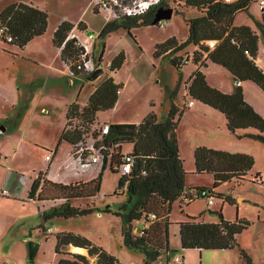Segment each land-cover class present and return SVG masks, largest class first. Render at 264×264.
<instances>
[{
	"label": "rangeland",
	"instance_id": "374dc122",
	"mask_svg": "<svg viewBox=\"0 0 264 264\" xmlns=\"http://www.w3.org/2000/svg\"><path fill=\"white\" fill-rule=\"evenodd\" d=\"M11 0H0V11L10 3ZM45 10L49 15L48 32L44 37L35 38L25 49L10 46L0 39L4 48H0V125L6 131L0 136V147L4 149H18L22 152L20 161L25 163L27 169L37 170L42 163L43 145H50L58 137L60 128L66 123L67 107L79 97V102L86 100L91 86L98 85L106 75L114 76L116 82L124 85L121 91V104L118 109L111 113H102V119H113V121L133 122L142 121L146 114L154 110L159 120H166L170 110L175 106L173 99L177 96L178 112V142L181 148V156L184 168L187 172L186 183L191 188L194 185H203L211 188L214 184L212 175L195 174L194 151L208 140H216V136L224 132L228 134L226 120L223 114L213 112L215 118L209 114L200 116L186 115L182 117L181 111L189 110L186 103L191 99L186 97L187 82L196 71L195 64L185 63L180 69L172 62H178L188 54L195 52L191 45L173 50L164 58L156 60L153 56L155 47L174 37L178 42H186L188 38V22L200 15L196 9L188 8L177 0H165L168 7L173 8L174 14L171 20L164 21L165 25H147L133 28L132 36L124 29L113 32L108 37L101 39L99 34L103 27L110 22L104 11H99L94 0H31ZM124 5H130L135 0H120ZM260 0H253L248 11L236 14L234 25L248 26L254 30L264 44V37L259 24L263 20L264 13L259 7ZM97 9L98 13H96ZM116 9L120 11L117 6ZM63 22L78 25L83 22L88 31L79 32L81 37L92 35L94 39L93 54L95 66L102 67L104 73L94 81L89 80V75L79 74L74 77L69 70L65 74L60 69L66 66L59 58L58 49L52 44V33L55 27ZM84 25V26H85ZM78 28V30L83 31ZM104 46L102 63L98 61ZM124 51L126 61L124 66L115 74L110 73L107 67L115 55ZM70 68V64L67 65ZM208 77L210 81L218 82L222 74L229 76L222 67L210 65ZM208 71L207 69H203ZM67 74V76H66ZM225 79V78H224ZM253 84V83H249ZM173 97V98H172ZM152 103L155 107L152 106ZM196 106L203 104L194 101ZM207 110H212L209 107ZM217 112V113H215ZM263 116V115H262ZM264 117V116H263ZM217 118H220V123ZM215 119V120H214ZM215 121V122H214ZM77 123L76 120L72 122ZM21 126L20 130L19 127ZM100 122L91 128L86 136L83 153H88L86 147L102 140V128ZM24 131V132H23ZM253 132V131H252ZM255 132H253L254 134ZM252 134V133H248ZM237 144L242 146L254 158L252 173L264 175V142L250 136L232 135ZM20 145L17 147V140ZM240 142V143H238ZM80 148L73 149L72 154ZM132 146H124L128 153ZM66 148L64 145L63 151ZM65 151L58 157L61 161ZM42 165V164H41ZM40 165V166H41ZM97 170H101V167ZM249 176L244 182L235 184L228 182L222 184L217 192L223 194L224 198L234 201L216 200L215 206H209L205 199H196L182 214L179 206L174 204L170 219L174 226L170 231V254L171 259L175 257H188L194 264H245L241 250L245 251L253 264H264V185L254 184ZM119 174H113L109 170L102 177L101 192L95 199L73 200L72 205L86 206L93 204L97 211L87 216H79L70 219L56 218L46 223L47 227L56 228V232L46 236L43 229L40 231L42 246L34 261L30 260L28 242L23 240L19 234L18 227L5 230L6 221L0 217V263L5 259L6 264H51L52 257L59 259L55 251L56 235L59 233H75L88 238L97 246L103 243L111 245V251L119 264H145V256L139 251L128 248L118 230L120 218L113 212L127 201V195L122 189H117ZM212 210L209 213L208 209ZM110 209L112 212H105ZM221 211L229 221L236 219L247 220L250 226L237 237V244L230 250H182L179 243V230L176 223L187 217L202 219H218L215 212ZM115 222V223H114ZM122 222V221H121ZM123 227V223H122ZM134 231V228H133ZM112 233L111 239H107L108 233ZM37 235V234H36ZM35 237V236H33ZM121 238V241L119 242ZM35 241V240H34ZM95 241V242H94ZM102 247V246H100ZM103 248V247H102ZM106 250V248H104ZM107 251V250H106ZM163 254L156 261L149 264H158L166 259ZM24 260V261H23Z\"/></svg>",
	"mask_w": 264,
	"mask_h": 264
},
{
	"label": "trees",
	"instance_id": "16d2710c",
	"mask_svg": "<svg viewBox=\"0 0 264 264\" xmlns=\"http://www.w3.org/2000/svg\"><path fill=\"white\" fill-rule=\"evenodd\" d=\"M184 6L196 9L200 15L188 22V38L186 42L179 43L174 37L166 42L156 45L153 54L159 59L173 50L182 49L189 45L196 47L192 62L205 66L201 59L206 54L210 62L222 66L233 76L235 81H251L264 92V71L257 65L259 54V35L248 26H235L236 14L248 11L253 0H235L226 3L224 0H177ZM159 7H168L165 0L153 7L144 15L121 17L108 22L99 34L104 39L113 32L124 29L130 36L131 30L140 26L151 25L155 12ZM98 13L97 9H95ZM49 15L47 12L24 3L13 0L0 12V26L6 28L7 35L13 41L8 45H15L20 49L35 38L44 36L48 28ZM158 25V24H157ZM82 23L78 28L81 29ZM264 37V17L259 24ZM74 25L69 22L61 23L54 31L53 46L60 50V59L76 76L75 71L80 61L81 50L75 44V39H69ZM208 41H216L213 49L207 45ZM5 42V41H4ZM6 43V42H5ZM104 46L98 61L102 63ZM125 52H119L110 62L108 70L115 74L125 64ZM173 63L179 68L185 59ZM90 76V75H89ZM124 85L117 83L114 76L108 74L96 89L91 93L87 102L81 105L77 97L67 108L66 124L61 133L59 144L69 143L73 149L85 144L86 136L91 128L98 124V115L114 109ZM187 95L221 112L226 118V125L230 133L255 129L258 134H246L264 142V117L249 104L241 85H237L232 93H225L211 86L205 74L200 70L192 74L187 82ZM178 108L173 106L166 120H159L157 113L151 110L138 124L117 123L105 124L108 133L101 134L99 146H104L103 164L98 176L88 182L71 184L53 183L45 180L42 174L32 183L29 195L31 199L49 202L48 209L41 211L43 224L41 228L45 233V224L56 218L70 219L87 216L97 211L96 206L72 205L73 200L95 199L101 192L104 171L109 168L114 174H119L120 168L126 163V156L132 161L131 171L121 175L117 189H122L127 195V201L113 212L123 223L122 237L125 245L145 256V264L156 261L163 254H171L169 246V217L174 203H179L181 210L196 199H205L202 192L206 191L215 200L228 201L217 189L224 183L244 182L250 175L254 158L246 153H231L206 146L197 147L194 152L195 174H209L214 178L211 188L186 187L187 172L184 161L180 156L176 119ZM182 115V112H180ZM76 120L77 123L72 122ZM130 144L132 150L123 152L124 146ZM88 153H83L85 158ZM261 174L254 175L250 181ZM105 212H112L105 209ZM154 214L155 218L151 219ZM217 223H208L196 217H187L181 222L180 239L182 249L199 250H229L237 244V237L245 231L250 223L247 220H227L221 211L215 212ZM144 221L149 224L141 234L133 232L135 221ZM69 245L88 250V256L69 253ZM55 251L61 257L58 264H119L118 259L97 246L88 238L70 232L56 235ZM245 264H253L245 251L241 250ZM169 259V257H168ZM183 264V263H182Z\"/></svg>",
	"mask_w": 264,
	"mask_h": 264
},
{
	"label": "crops",
	"instance_id": "0c3cea01",
	"mask_svg": "<svg viewBox=\"0 0 264 264\" xmlns=\"http://www.w3.org/2000/svg\"><path fill=\"white\" fill-rule=\"evenodd\" d=\"M12 1L13 0H11L10 3ZM21 1L43 10L39 5L34 3V1H31V0H21ZM43 11H45V10H43ZM262 13H264V10H262ZM261 22H263V20ZM80 23H82V26L85 25L83 22H80ZM48 24H49V21H48ZM78 25H76V26L74 25V28L71 31V34L74 33V34L81 36V34H83V33L79 34L78 31L79 32H87L88 31L86 25L84 26L83 31L78 30ZM235 26H239V25H235ZM56 28L57 27H55L53 29L52 37H53L54 31L56 30ZM81 30H82V28H81ZM47 32H48V28H47ZM47 32L45 33V35L47 34ZM44 36H41V37H44ZM41 37H38V38H41ZM52 37H51V40H52ZM82 38H85V37L82 36ZM179 43H182V42H179ZM2 44H4V43L0 41V48H4V46ZM258 45H259V54H258V57L256 59V63L264 71V44L260 43V39H259ZM10 46L17 47L15 45H10ZM191 46L193 49H196L195 46H193V45H191ZM17 48H19V47H17ZM21 50H23V49H21ZM58 52L60 54L59 49H58ZM191 54H193V53H191ZM59 58H60V56H59ZM161 58H164V57H161ZM156 60H158V59H156ZM110 62L111 61L108 62L107 67H109ZM201 62L203 64H206V65L201 66V64L199 63V64L195 65L196 69H200L202 72H203V69L208 70V71H204L203 73L205 74L206 79L211 86H213V87H215V88H217V89H219L225 93H232L235 90V87L237 85H241L243 88V91H244L246 101L249 104H251L259 114L264 116V92L255 83H253L251 81H245V82L235 81L233 76L229 73V71H227L222 66L216 65V64L210 62L209 60H207L206 54L201 59ZM191 63H193V62L191 61ZM63 64L66 66V69L64 70L63 68H61L60 72L65 74V71H67V69L69 70V68L65 63H63ZM184 64H183V66H184ZM210 65L222 67L224 70L227 71V73L230 75L231 78H229V76L222 74L223 78L220 79L218 82L210 81L208 74H207L209 72V70L212 69V68H210ZM183 66H180L179 68L181 69ZM66 76H67V74H66ZM249 83H253V84H249ZM97 86L98 85L91 86V90L89 91V93L86 97V100L84 102H81V103L85 104L87 102L89 96L96 89ZM185 94H186V97H189L187 95V90H186ZM120 95H121V92H120ZM120 95H119V100H118L117 104L115 105L114 109L110 110L111 113L120 107V104L122 101L121 99L123 98V96H122V98H120ZM191 101L194 102L196 100L191 99ZM72 102L73 101H71V103ZM173 102H174L173 104L176 107L179 106L176 95L173 99ZM197 102H199V101H197ZM199 103H201V102H199ZM188 104H189V102L186 103V108H184V109H189V110L181 111L182 117H185L186 115L200 116L199 114L202 113L203 115L209 114L213 118H215L216 116H214V114H212L213 112H211V111L215 110V111L219 112L216 109H213L207 105H204L203 103H201L204 105V106H202V108L196 106L194 103L191 106H189ZM152 106L155 107V105L153 103H152ZM204 107H209L212 110H207L208 108H204ZM110 111L99 113V115H98L99 121L98 122L102 123L103 125L126 123L123 121H121V122L120 121H113V119H111V118H109V119H107V118L102 119L101 118L102 113H109ZM217 112H215V113H217ZM217 120L220 123V121H221L220 118L219 119L217 118ZM225 120H226V118H225ZM127 123L138 124V123H140V121H138V122L133 121V122H127ZM0 126H2V125H0ZM64 127H65V125H64ZM64 127L59 129L60 130V132L58 133L59 135H58V137H56L54 139V142H52L50 145H43L45 152H42V155H43L42 163H41L42 165L40 164L41 166L39 165L37 170H34V168L27 169L26 167H24L25 163L20 161V156L22 155L23 151L18 153V149L15 148L14 146L12 148H9V149H4L3 147H0V154L5 156L7 159V160L0 161V192L2 190H5V189L10 191V196H3L0 194V217L3 218L4 221H6V225H4V228H5V230L6 229L9 230L10 228L14 229V228L18 227L19 234H21V238H23V240H26L27 238H32L33 240L39 242L40 246H42V240L40 238V232H41L40 230L42 229L41 226L43 224V220L41 217V211L44 209H48L52 204H49V202H46V201H40L37 199H31L30 198L29 192H30L33 181L35 179H37L40 174H42V177L45 180L51 181L53 183H61V184L66 185V184H71V183L88 182V181L96 178L100 172V170H97L93 173H87L84 175H77L75 173V170L73 169L74 155L72 154V146L67 142H62L59 144V139H60V136H61V133H62ZM20 128H21V126L19 127V130H20ZM226 128H227V125H226ZM5 131H6V129L4 131H0V136H2L3 134H1V133L5 132ZM227 131H228V134H224V132H221V134L216 136V140L210 139V140L206 141V143H203V144L198 145V146H206L209 148L228 151L231 153L249 154L247 151H245V149L242 148V146H244V145H240V144H237V142H235V140L232 138L233 137L232 135H236V134L239 135L238 139L240 141L242 135H246L248 133L253 134V132H255L254 134H258V132L255 129H248V130L238 131L236 134H232L229 132L228 128H227ZM177 138H178V135H177ZM20 140H21V138L19 137V140H17V143H16L17 147H19V145H20ZM238 143H240V142H238ZM178 144H179V142H178ZM64 145L66 146V148L64 149L65 156L63 157V159L61 161H58V157L61 155L62 152H64L63 151ZM48 150L54 151V157H53V160L50 164H48L46 162V154H47L46 151H48ZM131 150H132V147L130 148V150H128V152H130ZM179 150H180V156H181V148H179ZM181 158H182V156H181ZM108 170H109V168H107L104 172H106ZM109 171L112 172L111 170H109ZM256 174H261V173L253 174L251 171L249 176H251V178H252ZM120 176L121 175L119 173V178H120ZM254 184H256V183H254ZM186 187L188 189H192L190 187V185H187V183H186ZM194 187L196 188V187H205V186L196 184V185H194ZM194 201H192V202H194ZM191 203H189L186 206H183L182 210L180 208L179 203H174V204H177L179 206L181 213L184 214L185 209ZM215 205H216V200L212 206H215ZM208 211H209V213H212V210L210 208L208 209ZM117 218H119V217H117ZM170 218L171 217H169V222H170V225H169V246H170V231H171V228L174 226V224L172 223ZM199 219L204 221V222H208V223H217L218 222L217 218L216 219L199 218ZM185 220H187V218L180 221V222L178 221V223H176V225L178 226V230H179V239H180V226H179V224ZM117 223L119 224L118 230L120 232L119 234L121 237L122 236V222L120 220ZM148 226H149V224H145V222L142 220L141 221H135L133 223V228H134L133 232L135 234H141V231ZM48 228H50L52 230V232L46 233V230ZM44 230H45L46 236H48V235L50 236L56 232V228L47 227L46 224H45ZM66 232H69V231H66ZM111 235H113L111 232L108 233L107 239H111L112 238ZM33 236H35V237H33ZM120 241H121V238H120L119 242ZM179 243H180V247H181V239L179 240ZM99 245L102 246L103 248H106V250L109 253L114 254L111 251V247H109L111 245L105 246L103 243H99ZM182 250H185V251L186 250L204 251V250H199V249H182ZM66 251L69 253H78V254L88 256V250L87 249L75 247L73 245H69L66 248ZM215 251H219V250H215ZM166 255H167V257L163 262H166L168 260H172L170 257V254H166ZM58 256L60 259L61 256L59 254H58ZM168 257H169V259H168ZM178 257H180V256H178ZM181 258H182L183 264H194L188 257H181ZM59 259H57L54 256V257H52L50 262H51V264H58ZM5 261L6 260L3 259L0 264H6Z\"/></svg>",
	"mask_w": 264,
	"mask_h": 264
},
{
	"label": "built area",
	"instance_id": "2783aa9c",
	"mask_svg": "<svg viewBox=\"0 0 264 264\" xmlns=\"http://www.w3.org/2000/svg\"><path fill=\"white\" fill-rule=\"evenodd\" d=\"M96 6L99 11H104L107 15L109 21L117 20L121 17H133V16H141L150 11L151 8L158 6V4L162 0H135L130 5H124L120 0H94ZM226 3H231L235 0H224ZM120 8V11L116 9V7ZM259 7L261 10H264V0H260ZM159 26H164V21H160L158 23ZM69 39H75V44L81 50L80 61L77 63L75 67V71L80 74L91 75L97 67L95 66V56L93 54V44L94 39L92 35H88V37L82 38L77 34H70ZM0 39L4 40L6 43H11L13 41L12 36L7 35L6 28L4 26H0ZM207 45L209 48L213 49L216 45V41H208ZM185 63H189L193 60V54H188L185 56ZM69 72L72 76L77 77L73 71L69 69ZM193 104L192 101L189 102V106ZM108 133V127H105L102 131V135ZM83 144L78 145L77 147H82ZM88 150V155L83 158L84 147L75 152L73 159V169L77 175H84L87 173H93L97 171L98 168L102 167L103 164V150L104 146L96 147L93 143L86 147ZM46 162L50 164L54 157V151L48 150L46 151ZM7 160L5 156L0 154V161ZM126 163L120 168V175H127L131 171L132 161L133 159L130 156H126ZM259 185H264V175H260L259 177H255L253 179ZM3 196H10V191L5 189L0 192ZM202 196L206 198L208 201V205L212 206L215 202V199L210 196L206 191H203ZM155 215H151V219H154ZM52 230L48 228L46 233H50ZM158 264H182L181 257H175L173 260H168L166 262H159Z\"/></svg>",
	"mask_w": 264,
	"mask_h": 264
},
{
	"label": "water",
	"instance_id": "95a60500",
	"mask_svg": "<svg viewBox=\"0 0 264 264\" xmlns=\"http://www.w3.org/2000/svg\"><path fill=\"white\" fill-rule=\"evenodd\" d=\"M174 14L173 8H165V7H159L157 8L154 19L151 23V25H157L160 21H168L171 20ZM104 73V69L102 67H98L90 76L89 80L94 81L98 79L100 76H102ZM5 128L3 126H0V131H4ZM40 243L34 240H31L28 242V248H29V257L31 261H34L38 251H39Z\"/></svg>",
	"mask_w": 264,
	"mask_h": 264
},
{
	"label": "bare ground",
	"instance_id": "6f19581e",
	"mask_svg": "<svg viewBox=\"0 0 264 264\" xmlns=\"http://www.w3.org/2000/svg\"><path fill=\"white\" fill-rule=\"evenodd\" d=\"M179 49V48H178ZM230 132V131H229Z\"/></svg>",
	"mask_w": 264,
	"mask_h": 264
}]
</instances>
